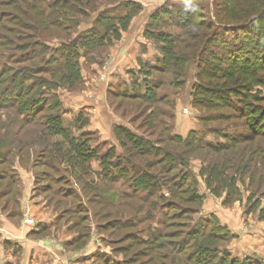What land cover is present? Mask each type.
<instances>
[{"label":"trees","instance_id":"trees-1","mask_svg":"<svg viewBox=\"0 0 264 264\" xmlns=\"http://www.w3.org/2000/svg\"><path fill=\"white\" fill-rule=\"evenodd\" d=\"M19 1L17 11L24 19L26 18V21L30 20L32 26L29 27L30 25L23 21L19 24V26L24 24L22 28L30 31L22 37L23 43L15 45L16 52L20 53L15 60L30 62L37 59L40 60V64L23 68L17 74L21 77L15 76L6 82L8 87L0 89V109L15 108L19 111L20 120L31 124L41 118L40 124H45V129L51 131L50 135L56 136L57 139L62 138L56 140L57 142L64 140L68 146L67 153H61L59 148L53 152L54 157L60 159V165L63 164L61 171L64 175L72 176V169H75L77 171L75 175L82 177L95 175L113 187L117 182L126 186L127 190L119 194L121 200L106 197L103 201H96V204H100L102 208L105 206L118 208L113 221L98 223V229L108 232L111 244H114L112 241L117 240L113 238L116 231L132 229L127 240L133 246H139L142 249L132 253L129 246L117 248L114 245L116 247L113 248L114 254L118 251L125 253V259L111 261L110 258L103 257V263L257 264L242 261L234 257L226 246L219 245L230 239L231 232L215 217H196L202 205V197L196 190L197 182L193 178L189 183L181 180L182 176H191L185 169L188 163L186 151L178 153L174 147L156 146L158 143L156 139L153 141L135 134L126 127L114 126L113 132L124 149L118 155L113 146H108L101 151L100 147L107 146L106 142L96 143L94 146L91 144L96 136L93 132L82 130V127L88 123L86 116L82 117L83 114H78L72 124L64 123L62 101L56 93L57 90L63 88L71 90L76 84H80L82 80L80 57L89 56L96 48L111 43L112 37H119V31L126 28L131 16L139 10V5L130 0H118L109 5L94 8L92 13L91 0ZM188 1L192 9L190 12L199 17L198 24L202 28H207L210 34L193 31L192 44L185 47L186 53L182 51L181 54H177L174 52L176 46L165 44L161 48L163 52L161 59H157L155 64L151 63L152 65L147 67L158 73H164L172 68L174 71H171L173 77L171 82L176 86L185 83V78L189 76L185 75L186 77L183 78L184 75H179L184 70V66L195 64L199 69L202 68L204 74L201 75L202 71H199L200 75H196V84L193 86L194 102L202 103L203 106L225 108L233 107L234 102H237L239 107H234L239 110V118L244 121V127L248 131L235 136L224 135L226 138L224 142H208L193 132H190L191 136L187 138L176 134L169 135L170 133L166 135L169 129L161 119L160 122L154 123L156 124L154 134H158L161 136L159 138H164L168 143L181 144L186 150L205 148L213 154L228 150L235 151L234 154H236V151L241 148L239 158L246 162V158L257 153L260 142L264 140V95H261L260 90L257 93L251 92L256 84L264 88V75H256L257 72L264 73V0H252L254 3L252 6H241L240 10L235 9L240 0H221L222 2L213 0L212 7H210L211 1H208L204 7L193 5L191 0ZM21 5L24 7L20 8ZM200 12L209 17L202 19ZM166 14L172 19L173 15H176L175 12H171V9L166 8L159 11L156 16ZM89 17L93 19L91 26L78 32L81 22L88 20ZM169 18L165 17V20ZM18 22H20L19 19ZM52 26L61 30L76 31L78 35L70 41L57 38L59 43L51 45L50 39L46 37L51 36ZM211 36L213 39L220 40L222 44L225 43L226 50L219 56L209 53L208 38ZM171 42L174 43V40ZM211 71L217 72L216 75H211ZM214 80L221 81L225 89L211 87L210 84ZM144 81L143 87L138 82L125 86L119 96L143 100L151 106L154 105L153 112L157 118L164 116L162 108L156 107L155 104L167 100L165 94L159 89L166 84L165 78L157 80L148 78ZM1 84L3 83H0V87ZM248 99L257 103H249ZM72 128L81 130L80 134L76 136ZM242 143L244 147H241ZM252 143H255L258 148L250 150L249 144ZM20 154L16 153V156ZM256 158L263 157L258 154ZM93 161L99 162V171L94 169ZM214 161L207 162L205 165L206 186L217 195L226 189L233 191L236 177L223 174L226 169L225 161L220 164L213 163ZM11 164L13 165L14 161ZM60 165L57 164L54 168L58 170ZM174 171L173 177L171 173ZM203 171L204 168L200 173L203 174ZM11 175L13 180L10 181V190L14 195L17 178L13 169ZM71 176H68L69 180H62L66 185L64 192L59 187H53V184H59L58 181L63 177L54 180L50 185L49 183L46 186L43 185V192L50 195L48 197L50 205L59 207L65 197L77 198L78 195L70 187ZM35 178H38L37 173ZM89 183L93 185L95 182L92 179ZM89 183L83 184V189H90ZM140 191L145 192L144 195H138ZM165 192L168 193L167 196ZM188 192L192 195L186 198L184 195ZM98 196L102 194L98 193ZM134 198L138 200L137 205L130 201ZM188 198L192 199L188 200ZM185 202L191 205L182 208L181 204ZM80 205L78 201V210L82 208ZM123 208L133 213L128 219H123ZM82 212L85 210L81 209L79 214ZM108 213L109 211L101 214L100 218H104ZM79 219H85L84 215H80ZM153 224L155 226H152ZM73 226L78 233L75 239L66 244L68 249L85 245L89 238L88 233L85 232L89 226L88 223L80 224L78 221H73ZM135 227L136 230H134Z\"/></svg>","mask_w":264,"mask_h":264},{"label":"rangeland","instance_id":"rangeland-1","mask_svg":"<svg viewBox=\"0 0 264 264\" xmlns=\"http://www.w3.org/2000/svg\"><path fill=\"white\" fill-rule=\"evenodd\" d=\"M114 1L118 0H91L93 8L89 9L92 12L96 7H103ZM130 1L137 3L139 10L131 16L126 28L119 31V37H112L111 43L96 48L89 56L80 57V75L82 77L80 84H76L74 89L71 90L65 88L57 90L56 93H58L62 101L64 123L66 125L72 124L78 114H83L82 117L86 116L88 123L82 127V130L93 132L96 136L91 144L94 146L96 143L106 142L105 145L107 146L100 147L101 151H104L108 146H113L118 155L124 149L120 144L121 141L116 138L113 132L114 126L126 127L137 135H142L153 141L157 140L156 146L174 147L178 153L186 151L188 163L185 169L191 176H182L181 180L189 183L191 178H193L197 182L196 190L202 197V205L196 217H215L222 226L231 232L230 239L219 245L226 246L234 257L240 258L242 261L264 264V140L260 142L259 148L256 147L255 143L249 144L250 147L246 145L250 150L258 148L257 153L263 157V160L257 159L256 156L258 154L255 153L256 155L253 154L246 158V162H244L239 158L241 148L236 151V154H234L235 151L230 150L220 154H213L205 148L196 150L189 148V150H186L183 145L168 143L164 138H159L161 136H158V134H154V127H156L154 123L160 122L161 119L169 129L166 135L170 133L169 135L176 134L182 136V138H187L191 136L189 133L193 132L196 136L202 137L208 142H224L226 139L224 135L235 136L248 131L244 127V121L239 118L240 113L236 109L239 107L237 102H234L236 108L234 106L227 108L221 106L209 107L203 106L204 104L202 105V103L194 102L193 86L196 84V75H200L199 71L202 68L199 69L195 64L184 66V70L179 75H184L183 78L187 75L189 76L185 78V83L176 86L171 82L173 78L171 71H174L172 68L164 73H158L147 67L152 65L151 63L155 64L157 59H161L163 54L161 48L165 44L176 46L174 52L177 54H181L182 51L186 53L185 47L190 46V43L192 44L193 31L201 34H210V31L198 24L199 17L192 11L190 12L192 9L188 4V0ZM208 1H211L210 7H212L213 0H191L193 5H201L203 7L208 4ZM217 1L220 2L221 0ZM19 2V0H0V41H2L0 42V83H3L0 89L8 87L6 82L9 79L15 76L21 77L17 74L23 68L32 67V64L37 66L40 64V60L37 59L30 62L15 60V57L20 55L19 52H16L15 45L17 46L20 42L23 43L22 37L30 31L22 28L24 24H22L23 26H19V24L23 21V23H28L29 27L32 26V22L30 20L26 21V18L24 19L20 12L17 11L16 8H19ZM251 2L252 4H249ZM253 4L252 0H240L235 9L240 10L241 8L239 7L241 6H252ZM22 7L24 6L21 5L20 8ZM166 8L171 9V12H175L176 15H173V19L169 18L167 14L156 16L159 11L166 10ZM200 15L202 19L209 17L202 12H200ZM165 17L169 19L165 20ZM18 19L20 22H18ZM92 22V17H89L88 20H83L78 32L88 29ZM50 29L51 36H47L46 39H50L49 43L51 45L59 43L57 38L70 41L78 35L76 31L61 30L54 26ZM212 35L214 34L212 33ZM126 39H128L129 45ZM172 40H174V43L171 42ZM208 40L210 41L208 42L209 53H215V55L219 56L226 50L225 43L222 44L220 40L213 39V36L209 37ZM126 45H128L126 50L131 53V57L125 62V59L120 55V50ZM139 72L142 73L140 74ZM216 73L211 71V75H216ZM203 74L204 72L202 71L201 75ZM256 75H264V73L257 72ZM148 78L150 80L165 78L166 84L159 89L161 93L165 94L164 96L167 100L155 104L157 105L156 107L162 108L164 113L162 117L157 118L153 112L154 105L151 106L143 100H133L119 96L125 86L138 82L143 87L144 80ZM220 80L223 81V79ZM206 81L204 82L206 83ZM221 81L217 82L214 80L210 86L217 89H225ZM27 82L28 78L26 77ZM258 90L261 91V95H264V88L257 84L254 85L251 92L257 93ZM247 101L253 104L257 103L252 99ZM18 113L19 111L15 108L0 109V204L9 201L6 206L15 207L16 203L10 190V181L13 180L12 169L18 164L32 172L33 175L30 176L32 178L31 194L39 197L41 203H44L43 206L48 207L52 212L55 220L54 231L63 233H59L61 239L62 235L64 238L70 237L69 240L75 239L78 231L74 229L73 221H78L80 224L88 223L89 226L85 231L89 235L87 243L83 246L80 245L69 249L66 245H63L68 253L71 251L74 256L79 253L83 254L90 246L88 251L91 250L94 253V255L89 254V258L92 255V260L88 258L91 260L90 263L104 264L102 261L103 257L110 258L111 261H123L125 259V253L118 251L114 254L113 248H120L126 245L129 246L132 253L140 251L142 247L133 246L127 240L132 229H119V231H116L113 238L117 240L112 241L114 244L109 243L111 237H109L107 231L98 229V223L113 221L118 208L107 206L102 208L100 204L96 203L105 200L106 197L107 199L121 200L119 194L127 190L126 186L121 182H117L113 187L95 175L78 176L75 175L77 173L75 169H72V176L69 174L64 175V172L61 171L63 164L60 165V159L55 158L53 152L57 150L56 148H59L61 153H67V144L64 140L57 142L56 140L62 138L57 139L56 136L50 135L51 131L45 129V124H40L41 118L31 124L25 121L22 122ZM72 129L76 136L81 132L77 128ZM241 147H244L243 143ZM16 153L21 154L16 156ZM212 160H215L213 163L216 164L226 162V169L223 174L236 177L233 191L230 192L226 189L217 195L212 192L211 188L206 186L205 165ZM13 161L14 164L12 165ZM57 164L60 165L58 170L54 168ZM93 167L99 171V162L93 161ZM202 168H204L203 174L200 173ZM36 173L37 179L35 178ZM171 174L174 177L175 171ZM68 176H71L70 187L78 195H76L77 198L73 196L65 197L59 207H54L53 204L50 205L48 203L50 195L43 192V185L46 186L48 183L50 185L54 180L56 181V179L63 177L58 181L59 184H53V187H59L64 192L66 185L63 182L65 179L69 180ZM63 179L64 181H62ZM92 179L95 182L93 185L89 183ZM87 182L90 184V189H83V184L85 185ZM16 189L17 185H15ZM9 193L11 194L9 195ZM98 193L102 194V196H98ZM139 193L138 195H144L145 192L140 191ZM167 195L168 193L165 192V196ZM191 195L192 193L188 192L184 196L187 198L191 197ZM190 199L192 198H188V200ZM78 201L81 203L80 206H82L79 210L77 208ZM130 201L134 205L138 204V200L135 198ZM181 205L183 208L191 204L185 202ZM81 209L85 210V212L79 214ZM122 210H124L123 219H128L133 214L126 208ZM107 211L112 214L108 213L107 216L104 215V218H100V215L105 214ZM25 214L32 217L36 225V219L33 217L29 205H23L21 209L20 218L23 224H25L23 222ZM80 215H84L85 219H79ZM153 223L155 222L153 221ZM152 226H155V224ZM134 230H136V227ZM50 240L53 241L54 237L51 236Z\"/></svg>","mask_w":264,"mask_h":264},{"label":"crops","instance_id":"crops-1","mask_svg":"<svg viewBox=\"0 0 264 264\" xmlns=\"http://www.w3.org/2000/svg\"><path fill=\"white\" fill-rule=\"evenodd\" d=\"M126 42L129 45L128 39ZM128 45L120 50L125 62L131 57L126 50ZM13 170L17 178V189L13 195L15 207L6 206L9 201L0 204V264H91L94 253L88 251L90 246L85 253L75 256L64 249L63 245L70 241V237L64 238L62 235L61 239V232L54 231L52 212L43 206L39 197L32 196V172L18 164ZM23 205H29L36 219L34 227L21 223ZM51 236L54 237L53 241L50 240ZM89 254H92L91 258Z\"/></svg>","mask_w":264,"mask_h":264},{"label":"built area","instance_id":"built-area-1","mask_svg":"<svg viewBox=\"0 0 264 264\" xmlns=\"http://www.w3.org/2000/svg\"><path fill=\"white\" fill-rule=\"evenodd\" d=\"M23 222L25 224H28V225L32 226V227L35 226V222H34L33 218L32 217H29L27 214L24 215Z\"/></svg>","mask_w":264,"mask_h":264}]
</instances>
